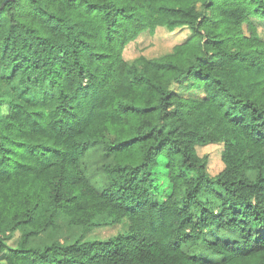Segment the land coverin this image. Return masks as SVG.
<instances>
[{
	"label": "trees",
	"instance_id": "obj_1",
	"mask_svg": "<svg viewBox=\"0 0 264 264\" xmlns=\"http://www.w3.org/2000/svg\"><path fill=\"white\" fill-rule=\"evenodd\" d=\"M250 17L264 0H0V264H264V39ZM157 26L191 32L127 60ZM186 80L203 96L182 95ZM210 143L214 174L197 151ZM90 144L111 158L102 189L82 167ZM60 216L80 236L123 229L35 245ZM200 240L219 258L184 249Z\"/></svg>",
	"mask_w": 264,
	"mask_h": 264
},
{
	"label": "rangeland",
	"instance_id": "obj_2",
	"mask_svg": "<svg viewBox=\"0 0 264 264\" xmlns=\"http://www.w3.org/2000/svg\"><path fill=\"white\" fill-rule=\"evenodd\" d=\"M251 22L256 27V31L259 36L264 39V18L250 17ZM243 31L247 33L246 24H243ZM191 30L188 27H176L169 29L163 26H157L153 30L145 29L141 31L136 37L128 41L123 49L124 57L132 61L140 53L148 57H157L167 52H171L175 44L182 42L190 35ZM186 80L179 87L178 91L182 95H190L200 97L203 96L204 92L201 87H195ZM190 84V85H189ZM193 86V87H192ZM90 144L88 150H85L82 158V167L89 177V180L99 189L106 186V178L101 169L103 163L111 160L109 157H105L102 154L101 145ZM222 144H205L197 146V151L200 155L206 154L208 157V171L211 174L218 172L223 167L221 159ZM162 159H160L161 161ZM163 163V161H161ZM161 187L157 188L156 191L160 192ZM58 226L56 228H47L45 231L38 234L33 238V243L37 246H42L45 243L51 241H61L69 243L77 237H81L83 240H92L97 238H106L113 235L119 230L123 229V225L114 227H92L80 236L81 228L68 223V220L64 216H60L57 220ZM225 230V229H222ZM237 232V231H236ZM206 238L215 239H234L238 238L237 233H218L217 230H209L205 233ZM14 245L13 241L9 242ZM184 249L189 253L204 256L211 259L219 258L214 252L207 249V246L203 240L192 244H185ZM3 262V259L0 258Z\"/></svg>",
	"mask_w": 264,
	"mask_h": 264
}]
</instances>
